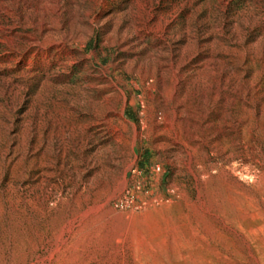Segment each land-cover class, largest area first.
Here are the masks:
<instances>
[{
	"label": "rangeland",
	"instance_id": "1",
	"mask_svg": "<svg viewBox=\"0 0 264 264\" xmlns=\"http://www.w3.org/2000/svg\"><path fill=\"white\" fill-rule=\"evenodd\" d=\"M0 37V264H264V0H0Z\"/></svg>",
	"mask_w": 264,
	"mask_h": 264
},
{
	"label": "bare ground",
	"instance_id": "2",
	"mask_svg": "<svg viewBox=\"0 0 264 264\" xmlns=\"http://www.w3.org/2000/svg\"><path fill=\"white\" fill-rule=\"evenodd\" d=\"M6 11H7V9H6ZM13 20H14V18H13ZM42 20V19H41ZM80 21V20H79ZM73 23H75V22H73ZM79 26V25H78ZM10 28V27H9ZM43 28V27H42ZM50 28V27H49ZM56 28V27H55ZM40 29V28H39ZM2 30V29H1ZM58 30V29H57ZM2 31H4V30H2ZM39 31V30H38ZM64 32V31H63ZM71 33V32H70ZM70 33H69V35L68 34H65V33H61V35L60 36H55L54 38H53V41L52 42H49V43H52L53 45H62V46H65L66 45V42L68 41L67 40V38L68 37H70L71 38V36H70ZM41 34V33H40ZM72 34H75L74 32L72 33ZM7 35V34H6ZM5 35V36H6ZM15 35V34H14ZM49 35V34H48ZM55 35V34H54ZM188 35V34H187ZM16 36H18V35H16ZM20 36V35H19ZM31 36V35H30ZM47 36V35H46ZM50 36V35H49ZM12 37V36H11ZM52 37V36H51ZM1 38V37H0ZM46 38V37H45ZM48 38V37H47ZM73 38V37H72ZM3 39V38H2ZM5 39V38H4ZM9 41L11 42V43H13V38H10L9 39ZM34 41V40H33ZM45 41V40H44ZM73 41V40H72ZM71 42V41H70ZM35 43V42H34ZM72 43V42H71ZM42 45V44H41ZM30 46H32V43L30 44ZM14 47V46H13ZM39 48V47H38ZM46 48V47H45ZM19 50V49H18ZM33 51H34V49H33ZM25 52V51H24ZM56 52V51H55ZM35 53V52H34ZM54 53V52H53ZM65 53V52H64ZM40 54V53H39ZM45 55V54H44ZM60 55V54H59ZM34 56H35V54H33L32 56H31V59L32 58H34ZM50 56V55H49ZM57 56V55H56ZM11 59V58H10ZM49 59V58H48ZM14 60V59H13ZM27 60V59H26ZM16 61V60H15ZM30 61L31 60H29L27 63H30ZM173 61V60H172ZM18 62V61H17ZM47 63V62H46ZM178 63V62H177ZM160 66V65H159ZM158 67V66H157ZM159 70V69H158ZM155 73V72H154ZM161 74V73H160ZM156 75V74H155ZM161 78V77H160ZM159 78V79H160ZM221 84V83H220ZM111 86H113V87H116V84H112ZM118 91H119V95H121V97H123L124 98V92L121 90V89H118ZM98 92V91H97ZM107 98V97H106ZM108 99V98H107ZM157 102V101H156ZM155 102V103H156ZM160 103V102H159ZM158 103V104H159ZM98 104H100V102H95V103H93L92 105H94V106H97ZM100 106V105H99ZM101 107V106H100ZM99 107V108H100ZM102 108V107H101ZM111 109V108H110ZM106 110V109H105ZM106 112V111H105ZM104 114V113H103ZM120 116L122 117V112L120 113ZM99 117H101V116H99ZM103 117V116H102ZM108 117V116H107ZM99 119V118H98ZM101 120V119H100ZM105 120V119H104ZM169 120V119H168ZM106 121V120H105ZM171 121V120H170ZM94 122V121H93ZM102 122V121H101ZM114 122V121H113ZM103 123V122H102ZM95 126H98L99 125V123L97 122V123H93ZM106 124H108L109 125V120H108V122L106 123ZM132 125V124H131ZM112 126V125H111ZM141 127H142V125H141ZM144 127V126H143ZM108 128H110V127H108ZM103 129V128H102ZM133 129L134 130H136V127L135 126H133ZM132 129V130H133ZM113 131V130H112ZM127 131V130H126ZM132 132V131H131ZM138 134V133H137ZM137 134H135L136 136H137ZM66 137V136H65ZM118 138V137H117ZM117 140V139H116ZM116 142V141H115ZM114 144V143H113ZM115 145V144H114ZM7 153H8V151H6L5 152V155H7ZM11 161V159L9 158L8 159V161L7 162H10ZM115 162V161H114ZM113 162V163H114ZM115 164V163H114Z\"/></svg>",
	"mask_w": 264,
	"mask_h": 264
}]
</instances>
